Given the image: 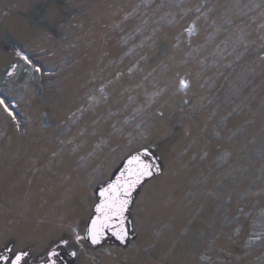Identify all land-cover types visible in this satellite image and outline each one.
Wrapping results in <instances>:
<instances>
[{"label":"rangeland","instance_id":"rangeland-1","mask_svg":"<svg viewBox=\"0 0 264 264\" xmlns=\"http://www.w3.org/2000/svg\"><path fill=\"white\" fill-rule=\"evenodd\" d=\"M0 99V248L264 264V0H0ZM143 149L163 173L134 240L77 242L96 187Z\"/></svg>","mask_w":264,"mask_h":264},{"label":"snow or ice","instance_id":"snow-or-ice-1","mask_svg":"<svg viewBox=\"0 0 264 264\" xmlns=\"http://www.w3.org/2000/svg\"><path fill=\"white\" fill-rule=\"evenodd\" d=\"M23 59L28 60L26 56ZM35 70L39 72L40 68H36ZM178 87L183 91L189 87V84L186 80L181 79ZM0 105H3L4 111L9 116H12L14 120L16 119L15 114L9 109V106L5 104L3 99H0ZM129 164L132 167L126 170V173H122L120 178L100 192L101 203L95 208V217L86 226L85 236H80L79 233L76 234L77 242L81 239H89L93 244H97L105 232H111L121 241L126 239L125 213L128 211V206L132 202V192L137 185L142 183L144 177L152 175L153 167L151 164L143 161L139 156L130 160ZM22 259V255L17 256L15 264H21Z\"/></svg>","mask_w":264,"mask_h":264},{"label":"water","instance_id":"water-1","mask_svg":"<svg viewBox=\"0 0 264 264\" xmlns=\"http://www.w3.org/2000/svg\"><path fill=\"white\" fill-rule=\"evenodd\" d=\"M137 156H139L143 161L153 166L152 175L149 177H144L142 183L137 185L135 190L132 192V197H131L132 202L128 206V211L125 213V216H126L125 228L127 231L126 239L124 241H121L120 239L117 238V236L113 235L111 232H105L104 236L101 238L100 242L97 244H93L89 239H85V241L88 244L92 245L93 247L104 246L107 243L127 247L135 238L134 225L131 219V211L137 199V195L139 194L142 187L146 183H148L149 181H151L152 179H154L155 177H158L159 175L163 173V167L160 162V158L155 156L154 153H152L148 149L140 150L126 157L120 163V165L113 171L109 180H107L105 183L96 187L94 194H95L97 202L95 203L93 210H92V215L90 216L88 220V223H89V221L95 217V208L101 203L100 192L103 191L106 187H108V185L114 183L118 178H120L122 173H126V170L132 167V165L129 164V161L133 160ZM85 234H86V229L84 232V236ZM53 253L55 254L53 255ZM40 264H76V257L75 255L73 256V254L67 252L66 243H61V244L54 246L49 252V254L40 261Z\"/></svg>","mask_w":264,"mask_h":264},{"label":"flooded vegetation","instance_id":"flooded-vegetation-1","mask_svg":"<svg viewBox=\"0 0 264 264\" xmlns=\"http://www.w3.org/2000/svg\"><path fill=\"white\" fill-rule=\"evenodd\" d=\"M84 242L88 246L93 247L92 245L88 244L85 241V239ZM61 243H66L67 252L71 254L75 253L76 264H77L78 256H79L78 248L76 247L71 248L68 239L55 241L51 246L47 247L44 252L39 253L38 255L33 254L32 246L27 245L26 247L19 248L18 245L15 244V242H10V241L5 242L2 244V247L0 248V264H15L16 257L21 255L23 256V259L21 260V264H40V261L49 254L51 249L54 246Z\"/></svg>","mask_w":264,"mask_h":264}]
</instances>
